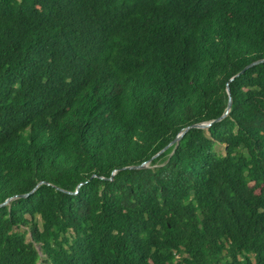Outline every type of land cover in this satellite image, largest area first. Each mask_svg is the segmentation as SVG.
Masks as SVG:
<instances>
[{
    "label": "trees",
    "instance_id": "obj_1",
    "mask_svg": "<svg viewBox=\"0 0 264 264\" xmlns=\"http://www.w3.org/2000/svg\"><path fill=\"white\" fill-rule=\"evenodd\" d=\"M5 200L0 264H264V0H0Z\"/></svg>",
    "mask_w": 264,
    "mask_h": 264
},
{
    "label": "water",
    "instance_id": "obj_2",
    "mask_svg": "<svg viewBox=\"0 0 264 264\" xmlns=\"http://www.w3.org/2000/svg\"><path fill=\"white\" fill-rule=\"evenodd\" d=\"M257 62H258V61H254V62H252L251 64L247 65L244 69H246V68L249 67L250 65H252V64H254V63H257ZM244 69H242L241 72H242ZM227 92L229 93V88H228V87H227ZM230 106H231V97L229 96L226 110H225L224 114H223L221 117H223L224 115H226V114L228 113V111H229V109H230ZM210 124H211V122H207V123H198V124H195V126L202 127V128H207ZM187 128H188V127H187ZM187 128H186V129H187ZM184 131H185V130H184ZM184 131H182L181 133H179L178 135H176V137L174 138V140L171 141L167 146H165V148L168 147L169 145L173 144L174 142H175V143L178 142V140L180 139V137L182 136V134L184 133ZM165 148H164V149H165ZM161 151H162V150H161ZM161 151H160V152H161ZM160 152H158V153H160ZM158 153H157V154H158ZM157 154H156V155H157ZM141 166H145V163H142V164L140 165V167H141ZM7 202H8V200H5V201L2 202L0 205H3V204H5V203H7Z\"/></svg>",
    "mask_w": 264,
    "mask_h": 264
},
{
    "label": "rangeland",
    "instance_id": "obj_3",
    "mask_svg": "<svg viewBox=\"0 0 264 264\" xmlns=\"http://www.w3.org/2000/svg\"><path fill=\"white\" fill-rule=\"evenodd\" d=\"M216 149H217L219 152H221V151H223V146H222L221 144H218V145L216 146Z\"/></svg>",
    "mask_w": 264,
    "mask_h": 264
}]
</instances>
